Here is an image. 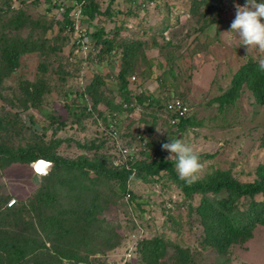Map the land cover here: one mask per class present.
<instances>
[{"label": "rangeland", "instance_id": "374dc122", "mask_svg": "<svg viewBox=\"0 0 264 264\" xmlns=\"http://www.w3.org/2000/svg\"><path fill=\"white\" fill-rule=\"evenodd\" d=\"M89 1L100 12L94 19L80 16L79 26L86 31L81 49L77 34L62 24V9L73 4L71 0H0L4 25L0 26V147L39 156L40 147L59 141L50 149L56 157L99 159L114 170L120 167L118 147L130 151L126 163L168 159L162 143L180 138L198 154L201 164L192 177L183 178L206 179L217 171L240 182L257 178L264 165V102L246 85L234 99L221 98L242 65L264 59V49L244 46L226 32L236 5L245 0ZM107 7L110 13L105 12ZM79 9L74 3L70 17L76 18ZM97 29L115 41L118 51L99 52L90 36ZM10 41L24 49L20 53L15 48L14 64L1 53ZM124 46L130 49L127 58ZM125 59L128 71L119 78ZM123 81L127 100L120 91ZM34 85L39 89L37 98L32 94ZM81 92L87 93L83 99ZM176 99L186 105L184 115L167 110ZM180 120L185 121L182 126ZM111 125L116 129L113 139L108 134ZM2 157L0 214L15 199L11 207H20L24 220L31 218L35 208L28 205L44 191H55L57 203L71 201L77 212L80 191L86 204L91 203L90 189L100 194L96 218L103 233L92 237L91 251L78 235L73 239L76 244L72 241L69 246L80 258H63L64 263L125 264V247L136 234L143 240H162L163 251L154 264H264V225L256 224L246 241L217 252L204 241L196 213L200 195L186 197L167 173L148 181L131 179L126 202L117 192L116 180L100 181L92 170L63 171L40 158ZM96 230L97 226L92 232ZM33 235L49 248L56 243L52 234L41 240L40 232ZM146 257L133 251L127 262L148 264Z\"/></svg>", "mask_w": 264, "mask_h": 264}, {"label": "trees", "instance_id": "16d2710c", "mask_svg": "<svg viewBox=\"0 0 264 264\" xmlns=\"http://www.w3.org/2000/svg\"><path fill=\"white\" fill-rule=\"evenodd\" d=\"M71 1L73 4L77 3L78 7H80L79 22H81L80 16L82 15H86L88 19H94L95 15L100 12L97 5L89 0ZM73 4L71 3L62 9L63 27L72 28L74 24V20L70 17ZM140 4L143 5L142 2ZM105 12L110 13L108 7ZM1 24L3 27L2 21H0V26ZM19 24L20 22L18 21L15 26ZM90 36L94 39L95 47L99 46V52L111 54L116 49L115 41L104 38L102 29H97ZM118 45L122 46V44ZM16 47L20 53L24 50H21L19 46ZM16 47L15 43L10 41L1 49L5 61L11 64L15 63ZM116 50L118 51V49ZM129 51L130 49L124 46L125 58H127ZM127 63L129 62L125 59L119 71L121 73H119V78L128 71L126 67L129 64ZM243 85H246L251 90L255 98L264 102V69H261L257 62L250 60L249 63L242 65L237 70L232 78L230 88L221 96L222 100L225 102L226 99H234ZM120 91L125 92L124 100H127L128 97L126 95H128L129 91L126 88L125 81L120 84ZM38 93L39 89L37 85H34L32 94H35L37 98ZM85 95H87L86 92L80 93L82 99L83 97L85 98ZM184 122L180 120L178 125L181 124L182 126ZM58 143L59 141L53 142L52 147H40L38 149L39 156H37V153H20L19 149L13 151L12 147L1 146L0 156H3L2 158L8 161H29L34 158H40L52 162L53 167H56L55 169L63 171L85 170L87 172V170H92L96 173V179L100 181L116 180L117 192L123 199L126 196L125 194H128L129 197L131 196L130 191L127 189L128 182L131 179L148 181L149 178L158 176L162 172L167 173L168 177L173 179L186 197L190 198L193 194L200 195L196 213L202 220L205 233L204 241L221 254L225 253L231 244L243 242L250 238L256 224L264 225V165L258 169L257 178L251 182H240L228 173L221 171L213 173L206 179L192 181L178 175L174 169L175 160L158 158L149 161L140 160L134 163L127 162L126 165H119V168L112 170L105 168L102 160L99 159L91 160L83 157L79 160L70 161L58 158L50 151ZM47 175L48 177L50 176V174ZM82 188L83 190L88 189V187L84 186ZM90 190H93V193L89 197L91 202L89 204L84 202L87 200L81 197L84 194L80 191V196L78 195L80 197L79 212L74 210L71 201L64 204L57 203L56 193L52 190L38 194L34 201H31V205L28 203V207H31V209L35 208V215L32 214L31 218L28 216L29 219H23V210L20 207L18 208L19 210L5 207L0 214V264H72L64 263L62 259L80 258L76 250L72 251L71 246H69L72 241L76 244L73 239L78 237V235H80V243L88 247V251H91L92 249L89 247L92 246V237L96 233L102 234L103 231L99 228V220L96 218V212L101 207V203L98 201L100 194L95 189ZM221 192L225 193L224 196L218 197ZM53 204H56L55 208ZM50 210L55 211L53 215H44L45 211ZM34 218H37V221H33ZM67 221H70V224L66 223ZM136 225H134L135 229ZM91 226L93 227L92 229H90ZM96 226L97 230L92 232ZM39 227L41 229L39 231L40 240L42 236L52 234L56 242L52 248L47 247L42 242L39 243L33 235V233L39 234L37 232ZM57 236L59 239H57ZM106 243L107 245L116 244L110 243V241ZM149 244H152V246L148 247ZM163 247V242L159 238L153 240L138 239L135 252L147 254V263L154 264L163 251Z\"/></svg>", "mask_w": 264, "mask_h": 264}, {"label": "clouds", "instance_id": "9594fccd", "mask_svg": "<svg viewBox=\"0 0 264 264\" xmlns=\"http://www.w3.org/2000/svg\"><path fill=\"white\" fill-rule=\"evenodd\" d=\"M226 32L237 36L244 46L264 49V0H245L243 5H236L234 19ZM259 67L264 69V59L259 61ZM161 147L167 151L168 159L175 160L179 176L192 177L201 167L198 154L182 139L168 138Z\"/></svg>", "mask_w": 264, "mask_h": 264}, {"label": "built area", "instance_id": "2783aa9c", "mask_svg": "<svg viewBox=\"0 0 264 264\" xmlns=\"http://www.w3.org/2000/svg\"><path fill=\"white\" fill-rule=\"evenodd\" d=\"M77 6H78V4H77ZM78 13L79 12H77L75 15V16H77L76 17L77 20H76V18L72 17V19L74 20V24H73L72 28H70V29H73V31L77 34L76 41H77V44L79 45V47L82 49V48H84V43H85L84 37H86V31L79 26L81 22H79V20H78ZM167 110L170 111L171 113H173L174 115L179 116V115H184L186 113L187 107L182 101L176 99V100H172L171 102H169L167 104ZM108 134L112 139L116 138V129L114 126L111 125V127L108 129ZM130 154L131 153L127 148L118 147L117 153H116L117 162L120 165H126L127 164L126 161H127L128 157H130ZM125 197H126V201L129 202V198H128L129 195L127 194ZM14 203H15V199H11L7 202V206L11 207ZM138 239H139V237H137L136 234H131L130 242L127 243V245L125 247V252L122 256L125 264L128 263L127 260L131 257L132 252L136 250Z\"/></svg>", "mask_w": 264, "mask_h": 264}]
</instances>
